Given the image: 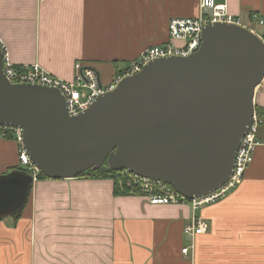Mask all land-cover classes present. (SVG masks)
Returning <instances> with one entry per match:
<instances>
[{
	"label": "crops",
	"instance_id": "0c3cea01",
	"mask_svg": "<svg viewBox=\"0 0 264 264\" xmlns=\"http://www.w3.org/2000/svg\"><path fill=\"white\" fill-rule=\"evenodd\" d=\"M214 1L264 38V23L251 18L264 19V0ZM199 12V0H0V36L15 64L36 62L72 80L81 61L111 80L145 48L169 41L171 19ZM255 103L260 144L224 198L194 210L117 193L111 178H37L21 215L0 219V264H264V81ZM18 147L0 136V175L22 168ZM196 217L209 227L192 239L184 228Z\"/></svg>",
	"mask_w": 264,
	"mask_h": 264
},
{
	"label": "water",
	"instance_id": "95a60500",
	"mask_svg": "<svg viewBox=\"0 0 264 264\" xmlns=\"http://www.w3.org/2000/svg\"><path fill=\"white\" fill-rule=\"evenodd\" d=\"M263 81L264 38L239 24H209L192 54L150 62L71 116L60 90L11 83L0 45V126L23 130L27 154L49 179L108 165L200 198L233 175ZM34 181L23 169L0 175V219L21 215Z\"/></svg>",
	"mask_w": 264,
	"mask_h": 264
},
{
	"label": "built area",
	"instance_id": "2783aa9c",
	"mask_svg": "<svg viewBox=\"0 0 264 264\" xmlns=\"http://www.w3.org/2000/svg\"><path fill=\"white\" fill-rule=\"evenodd\" d=\"M199 10V15L196 17L171 19L169 23V41L163 45L145 48L138 58L118 70L108 84L102 81L101 76L94 67L85 65L81 61L75 64V76L72 80L55 76L36 62L22 65L15 64L9 49L0 36V45L4 51V73L11 83L43 85L60 90L66 99L68 114L75 116L88 110L100 96L116 89L125 77L141 72L150 62L160 58L192 54L199 47L202 31L207 25L216 23L242 25L240 20L229 11L226 3L218 4L214 0H199ZM251 18L256 24L264 23V19L258 13L254 12ZM246 27L253 30L252 26ZM176 40H180L182 43L177 44ZM262 122L263 114L256 106L249 130L237 151L233 175L216 191L204 197L188 198L167 183L142 178L133 173L132 175L128 170H122L119 171L122 175H132L133 184L128 194L142 195L151 204H190L194 210L224 198L243 180L246 170L254 161L255 150L260 144L258 133ZM0 136H11L16 140L19 146L20 166L32 173L36 180L40 170L34 165L25 150L23 130L14 126H0ZM208 227V223L203 218L196 217L185 226L184 233L193 239L198 234L206 233ZM191 248H193V245L183 248V254L187 256Z\"/></svg>",
	"mask_w": 264,
	"mask_h": 264
},
{
	"label": "trees",
	"instance_id": "16d2710c",
	"mask_svg": "<svg viewBox=\"0 0 264 264\" xmlns=\"http://www.w3.org/2000/svg\"><path fill=\"white\" fill-rule=\"evenodd\" d=\"M257 106V105H256ZM259 111L263 114V109L257 106ZM11 137V136H9ZM12 169H23L20 167L12 168ZM25 170V169H23ZM132 174V173H131ZM133 175V174H132ZM132 175H122L119 171H113L109 168L108 165H105L104 167L94 170L91 169L87 171L86 173L80 175V176H91V177H98V178H111L114 180L116 185V192L121 194H128L129 190L132 188ZM38 179H49L41 172L38 174ZM131 180V181H130Z\"/></svg>",
	"mask_w": 264,
	"mask_h": 264
},
{
	"label": "rangeland",
	"instance_id": "374dc122",
	"mask_svg": "<svg viewBox=\"0 0 264 264\" xmlns=\"http://www.w3.org/2000/svg\"><path fill=\"white\" fill-rule=\"evenodd\" d=\"M255 29H256V28H255ZM259 32H260V30H259ZM260 33H261V32H260ZM181 43H182V42H181ZM111 80H112V79H111ZM111 80L106 79V75H105V74H102V81H103L105 84L110 83ZM22 168H24V167H22Z\"/></svg>",
	"mask_w": 264,
	"mask_h": 264
},
{
	"label": "bare ground",
	"instance_id": "6f19581e",
	"mask_svg": "<svg viewBox=\"0 0 264 264\" xmlns=\"http://www.w3.org/2000/svg\"><path fill=\"white\" fill-rule=\"evenodd\" d=\"M262 85V84H261Z\"/></svg>",
	"mask_w": 264,
	"mask_h": 264
}]
</instances>
